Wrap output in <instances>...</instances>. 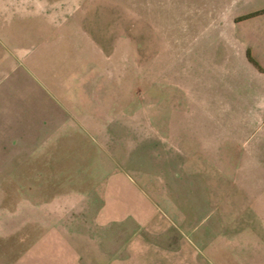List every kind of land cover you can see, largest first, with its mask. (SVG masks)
Masks as SVG:
<instances>
[{
  "label": "crops",
  "instance_id": "0c3cea01",
  "mask_svg": "<svg viewBox=\"0 0 264 264\" xmlns=\"http://www.w3.org/2000/svg\"><path fill=\"white\" fill-rule=\"evenodd\" d=\"M262 1L169 0L168 14L164 5L156 13L161 21L168 17L170 38H194L189 32L202 24L196 30L201 37L216 39L201 53L212 54V62L202 63L200 73L171 50L170 76L185 84L190 119L199 114L203 120L202 149L247 148L234 176L212 173L200 157L186 163L185 174L132 175L125 159L92 173L96 166L73 159L71 150L79 119L93 121L96 114L82 116L76 98L52 95L51 88L66 91L61 79L15 80L0 88V264H264ZM9 2L41 14L46 38L85 30L110 62L107 73L116 70L112 58L125 40V0ZM70 19L73 25L66 26ZM210 23L216 25L210 29ZM56 52L57 72L67 63L65 50ZM3 64L0 57V75L8 74ZM175 109L169 123L154 116L159 144L166 143L164 133H177Z\"/></svg>",
  "mask_w": 264,
  "mask_h": 264
},
{
  "label": "rangeland",
  "instance_id": "374dc122",
  "mask_svg": "<svg viewBox=\"0 0 264 264\" xmlns=\"http://www.w3.org/2000/svg\"><path fill=\"white\" fill-rule=\"evenodd\" d=\"M160 5H164L163 11L168 10L169 0H125V40L118 43L121 52L112 58L116 70L108 74L106 69L110 62L106 56L98 55L97 47L85 30L77 27L72 37L62 38L51 33V37L46 38L42 36L46 35V22L41 14L32 13L26 5L0 0V57L4 62L1 70L8 73L0 75V88L15 80L45 84L48 80L61 79L66 91L51 88V94L76 98V107L82 116L89 112L96 114L93 121L85 117L79 119L81 128L75 136L76 150H71L73 159L96 166L92 173L101 174V170L112 168L100 170L102 163L125 159V167L132 175L140 171L151 176L185 174L186 163L192 157H200L211 165L212 173L224 170L225 174L234 176L237 174L234 164L240 154L247 153V148L240 151L226 145L220 149H202L197 136L203 133V120L197 113L196 118L190 119L188 113L192 109L185 84L180 85L170 76V63L176 58L171 50L178 51L179 63L193 64L200 73L202 63L212 62V54L201 53L208 52L216 39L207 35L201 37L202 33L196 30L202 24H195L194 32H189L194 38H170L168 17L164 22L156 14ZM69 25H73L72 19L66 23ZM215 25L210 23L208 27L212 29ZM58 48L65 50L67 65H61L56 72ZM174 107H177L173 113L177 133H164L166 143L159 144L154 141V116L161 114L162 121L169 123ZM215 126L211 122L210 129ZM193 136L197 139L193 140ZM186 142L193 144V150L185 149ZM175 147L180 150L176 151Z\"/></svg>",
  "mask_w": 264,
  "mask_h": 264
},
{
  "label": "trees",
  "instance_id": "16d2710c",
  "mask_svg": "<svg viewBox=\"0 0 264 264\" xmlns=\"http://www.w3.org/2000/svg\"><path fill=\"white\" fill-rule=\"evenodd\" d=\"M244 19H247V18H242L241 20H244ZM249 58H250V56H249ZM250 61L253 62L251 58H250ZM253 63H254V62H253ZM254 64H255V63H254Z\"/></svg>",
  "mask_w": 264,
  "mask_h": 264
}]
</instances>
